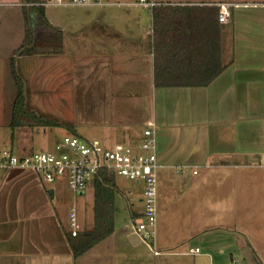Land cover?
Wrapping results in <instances>:
<instances>
[{
    "label": "crops",
    "instance_id": "crops-1",
    "mask_svg": "<svg viewBox=\"0 0 264 264\" xmlns=\"http://www.w3.org/2000/svg\"><path fill=\"white\" fill-rule=\"evenodd\" d=\"M4 1L0 87L15 90L7 81L24 40V11L13 9L23 10L20 0ZM154 1V8L137 0L79 7L90 18L83 32L61 30V53L18 60L33 96L26 93L27 111L43 107L48 70L52 98L67 87L70 104L73 87L83 89V110L104 127L99 140L108 145L134 143L156 121L161 217L159 237L145 243L151 254L131 249L144 243L135 223L129 233L113 221L107 238L75 257L67 233L77 198L63 181L48 185L34 171L14 169L0 175V264H264V0ZM75 63L82 67L76 75ZM140 202L134 221L143 194Z\"/></svg>",
    "mask_w": 264,
    "mask_h": 264
},
{
    "label": "built area",
    "instance_id": "built-area-1",
    "mask_svg": "<svg viewBox=\"0 0 264 264\" xmlns=\"http://www.w3.org/2000/svg\"><path fill=\"white\" fill-rule=\"evenodd\" d=\"M105 0H41L39 6H94ZM141 5L154 8V0H137ZM23 5V4H20ZM220 20L225 21L223 15ZM158 130L155 120L148 121L142 137L134 143L108 145L99 139L86 140L67 136L57 142L53 149L19 156L9 149H0V175L14 169L31 170L42 175L47 184L65 182L76 199L87 195L89 188L104 175L122 177L143 185L142 216L136 221L135 235L142 241L153 242L157 236L158 213ZM181 173L182 169H178ZM198 174V170H193ZM77 205L69 212V232L73 237L82 230L78 221ZM192 249L190 253H199ZM153 254L159 252L153 247Z\"/></svg>",
    "mask_w": 264,
    "mask_h": 264
},
{
    "label": "rangeland",
    "instance_id": "rangeland-1",
    "mask_svg": "<svg viewBox=\"0 0 264 264\" xmlns=\"http://www.w3.org/2000/svg\"><path fill=\"white\" fill-rule=\"evenodd\" d=\"M4 2L8 3L12 1L5 0ZM79 7L83 6H46L44 11L45 18L46 20H49L53 25H56L60 30L64 31V34L68 36L70 32H73L75 30L82 31V22L85 18H90L87 9ZM13 9L15 11H23L19 7H15ZM147 14L149 15L148 11ZM16 51L10 58V67L12 65V62L15 63L16 70L19 76V59H30L33 57L41 59V57L44 56L35 55L21 57L16 54ZM75 64L78 65L74 66V74L76 75L77 72L81 71L82 67H80V65L77 63ZM46 73L49 75V84L51 87L49 85H46L47 88L41 89V98H39L40 100L38 99V102H42L43 107L38 106V110L40 111L35 110L33 112L35 114L34 119L29 117L30 122H37L36 125H31L30 123V125L26 128H11L10 124L12 123V119L14 118V106H16L17 101V89L14 90V88L10 85L11 81L13 80L12 74L11 76H9L10 83L7 81L8 85H10L11 88H7L4 86L0 87V149H9L11 151L13 150L15 154H20V146H24L25 149L29 150L30 152H37L39 150H51L52 147L57 142H59V140H62L67 136H78L83 139L101 138L104 127L96 124L97 119L94 114L89 115L87 112H84L83 105L79 101V92H81L83 89L80 87H73V101L70 104L67 102L68 93L67 91H65L67 90V87L63 88L64 91H60L61 93L58 94L57 98H52L53 93L50 90H52V87H54L55 84L53 83V79H50L52 73H50L48 70L45 72V74ZM20 78L22 79V76H20ZM5 81L6 80H4L3 82ZM29 83L31 82L29 81ZM82 83L83 81L81 78L79 79V81L74 80V85L76 86L81 85ZM25 85L26 82H24V98L26 103V93L28 95V99L33 96L32 93L29 94L30 90L26 91L27 89ZM58 89L59 88H56V90ZM25 103L23 106H19V108L27 111V105ZM28 108L30 109L31 107L29 106ZM29 109L28 111L32 112V109ZM22 115H24L23 112ZM40 118L42 120L52 122L53 125L49 123L40 125ZM70 128L75 129L78 132V135L74 134ZM113 179H115V188L113 187L115 189L114 222L117 229H121L122 227L127 228L128 232L131 233L133 231L134 223L136 226V221H134L135 217H133V214L136 213V211L132 210H142V207L138 206L142 205V203L140 202V195L143 194V185L138 186L139 184H137L136 182L127 180L122 177L116 176ZM47 187L49 188L50 186ZM129 191L132 192L131 195L128 194ZM87 195L93 196V190H89L87 192ZM132 204L135 205L134 208L132 207ZM76 207L78 221L82 227V230L84 232L90 231L94 226L93 221L95 215V205L93 199H90L83 194L77 198ZM160 217L161 214L158 204L156 239L160 235ZM143 242L144 243L131 246V249L136 253L137 256H142L143 254V256L147 257L149 254H151L149 248L145 244L148 241Z\"/></svg>",
    "mask_w": 264,
    "mask_h": 264
},
{
    "label": "trees",
    "instance_id": "trees-1",
    "mask_svg": "<svg viewBox=\"0 0 264 264\" xmlns=\"http://www.w3.org/2000/svg\"><path fill=\"white\" fill-rule=\"evenodd\" d=\"M23 4L25 31L24 40L20 48L16 51L19 56H35L59 54L63 49L62 31L51 25L45 18V8L38 4L41 0H20ZM220 46L218 44V56L220 55ZM223 70L220 59L217 62L216 76ZM11 73L17 89V101L14 106V114L11 123L12 128L20 126L36 125L37 122H30L29 117L34 119L33 112L24 111L19 106L25 103L24 82L17 73L16 65L12 62ZM214 77L212 76L210 80ZM209 80V81H210ZM208 81V82H209ZM22 112L24 115H22ZM31 113V114H30ZM33 113V114H32ZM51 124L52 122L39 119L40 125ZM74 134L75 130L70 128ZM113 178L104 175V179H97L94 183L96 193L95 197V215L94 226L90 231L81 230L75 237L67 233V238L75 257H80L96 244L107 238L114 228L113 216Z\"/></svg>",
    "mask_w": 264,
    "mask_h": 264
}]
</instances>
